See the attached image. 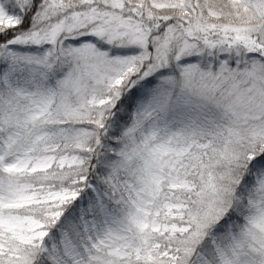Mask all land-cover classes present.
<instances>
[{"label": "snow or ice", "instance_id": "6c2138e0", "mask_svg": "<svg viewBox=\"0 0 264 264\" xmlns=\"http://www.w3.org/2000/svg\"><path fill=\"white\" fill-rule=\"evenodd\" d=\"M0 264H264V0H0Z\"/></svg>", "mask_w": 264, "mask_h": 264}]
</instances>
